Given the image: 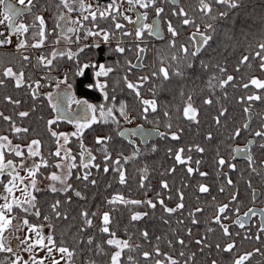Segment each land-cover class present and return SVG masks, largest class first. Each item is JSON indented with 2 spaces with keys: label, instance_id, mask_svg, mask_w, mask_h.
Here are the masks:
<instances>
[{
  "label": "snow or ice",
  "instance_id": "obj_1",
  "mask_svg": "<svg viewBox=\"0 0 264 264\" xmlns=\"http://www.w3.org/2000/svg\"><path fill=\"white\" fill-rule=\"evenodd\" d=\"M38 5L40 0H0V27L6 29L0 31V48L11 46L15 37V51L18 54L11 58L0 56V89H7L11 84L15 90H23L33 102L27 110H19L27 101L5 94L3 101L12 105L15 111L11 115L0 111V121L8 125L5 131L11 137L25 139L30 132L35 131L34 128L25 126V121L31 120L38 108H42L46 102L54 115L45 121V127L55 144L54 151L44 153V145L39 138L20 144L13 143L9 134H0V185L3 187V193H0V254H4L0 258V264H74V260L82 253L89 254L83 264H98L96 257L102 258L101 264H195L197 253L189 250L193 241V227L189 225L197 226L202 222L207 225L206 232L199 239H194L200 253L214 247L217 252L232 254L231 264H247L254 255L264 256L261 247L240 255L234 252L238 251L236 237H240L241 241H261V234H264V208L250 207L240 215V207H231L238 204L239 191L231 176L224 171L225 168L236 171L237 165L232 161L242 156L251 172L262 176L254 166L256 160L253 146L264 149V116H261V123L256 130L253 131L251 126L256 115L253 112L254 104L264 102V35L254 45L249 44L248 53L241 55L234 66V71L241 73V68L252 69L255 62L260 76L233 75L226 62L211 63L202 58V53L211 48L210 42L214 41L217 33L214 22L228 18L233 9L241 7V0H197L195 7L185 6L181 0H107L103 4L100 0H57L51 28L45 16L40 14L41 8ZM220 6L224 10L221 11ZM43 11H47V8H43ZM150 13L154 17L148 22ZM25 14L31 16L30 21L25 22ZM129 25L133 27L130 28ZM186 30L188 35L184 36ZM165 32L170 36L165 45L169 54L157 49L156 61L150 66L146 65L144 61L149 52V38L163 40ZM49 37L54 38L49 40ZM90 38L92 42L87 43ZM126 40L131 43H126ZM112 41H116L114 46ZM101 44L108 45L111 52L124 57V73L113 83L116 86L123 84V89L135 98L140 118L154 123L155 128L145 132L143 125H138L136 129L120 130L121 120L131 124L135 119L134 109L129 107L127 101H120L117 105V87H109L110 81L107 78L121 67L120 61L117 60L113 66L95 63L88 58L86 50L99 49ZM30 49L45 51L33 56L28 54ZM126 53H132L135 62ZM85 58L87 62H84ZM64 60L72 62L71 75L67 71L59 76L52 75ZM197 68L205 72L211 70L206 81L208 95L197 105L192 94L185 96L181 91L183 107L177 109V112L181 113L182 118L200 126L202 107L216 108L217 114L212 117L216 131L220 133V129L226 130L230 112L221 100H228L229 89H232L242 93L233 99L241 106L245 122L234 127L227 139L235 141L241 137L242 132L253 135V139L248 140L244 147L232 148L228 159L220 154L219 148L216 149V175H223L225 181L218 190L225 193L228 188L233 189L229 193L228 203L215 204L216 197L211 196L215 204L214 213L203 220L200 214L205 212V208L199 206L200 196L195 197L197 206L186 208L183 188L189 186L187 183L175 189L177 202L174 207H169L165 201L173 199V187H170L167 179H161L160 191L151 198L130 199L117 192L105 200L107 210L101 211L97 207L93 211L86 204L79 205V222L72 225V221L77 219L72 216L70 220L69 206L73 204L74 198L85 202L88 200L84 192L74 186V172L75 181H79L84 189L89 185H97L93 170L99 172L101 169L105 174L111 171L118 176L120 185H126L128 175L125 165L144 155L145 148L151 153L158 151L155 143L148 146V136L155 134L163 140L181 141L184 128L179 123H174L173 115L158 102V96L165 82L173 77L183 79L188 70L194 73ZM89 69L94 72L93 80L87 87L100 92L103 103L94 104L76 94L73 82L75 77H84ZM134 70H141L143 74L130 79ZM34 71L40 73L39 78H34ZM44 89L51 90L45 92ZM145 93L151 98H146ZM161 112L166 121L163 131L159 127ZM150 115L153 120H149ZM37 118L44 120L43 116ZM61 122L72 125L74 130L58 131ZM96 124L115 125L120 137L142 135L144 147L129 139L131 153L124 155L120 151L114 158V150H110L113 137L97 136L95 143L99 148L96 151L100 154L101 161L97 162L93 149L84 143L85 132ZM256 138H259V142ZM73 139L78 145L76 154L69 147ZM213 139L214 133L208 131L205 140L210 142ZM205 151L206 148L199 143L168 147L167 155L174 160V164L160 175L171 176L177 172L178 166H183L189 179L195 176L207 178L209 173L201 170L203 159H194L192 155L194 152L204 154ZM9 155L19 158V161L7 158ZM42 168L55 171H50L45 177L41 172ZM21 171L25 175H21ZM139 171V188L144 190L147 197L148 192L152 191L151 173L147 165ZM38 175L49 181L46 188L38 186ZM111 186L110 183L107 185L109 188ZM195 187L200 194H211L212 189L207 183L198 181ZM248 188L251 189L253 204L264 197V193L253 187L251 180L248 181ZM45 191L59 194L63 198L54 196L48 203V210L42 213L37 194ZM17 192L20 193L19 196L16 195ZM118 206L130 213L128 223L133 227L146 217L151 218L150 214L159 206L162 213L167 214L168 219L163 215L160 217L165 224H170L172 218H175L176 228L171 229L172 238L169 239L167 235L153 237L148 229H138L139 237L149 245L144 248L133 240L136 233L130 234L127 227L124 228L127 238L119 236V225L114 215L120 211ZM136 208L147 210H133ZM230 213L235 215V219L226 223L225 221L230 220ZM257 216L260 218L259 227L254 235H250V228L246 226L250 218ZM97 219L99 224L95 223ZM61 221H67L75 228L70 240ZM233 226L245 231L234 232L231 230ZM217 230L222 234L223 243H213L209 239V234ZM161 243L167 246L168 251L161 248ZM41 252L44 253L43 256L40 255ZM211 264H218V260L212 259Z\"/></svg>",
  "mask_w": 264,
  "mask_h": 264
},
{
  "label": "trees",
  "instance_id": "obj_2",
  "mask_svg": "<svg viewBox=\"0 0 264 264\" xmlns=\"http://www.w3.org/2000/svg\"><path fill=\"white\" fill-rule=\"evenodd\" d=\"M56 2L57 0H40V5H38V7L41 8L40 14H43L46 20L48 21L49 28L53 27V18L56 15V8H55ZM106 2L107 0H100V3L102 4ZM181 2L185 6L190 5L192 7H195L197 0H181ZM43 8H47V11H43ZM220 10L221 11L224 10L223 6H220ZM153 17L154 14L150 13L148 22H150ZM24 20L25 22L30 21L31 16L25 14ZM214 23L216 24L217 27V33L214 37V41L210 42L211 48L206 49L205 52L202 53V58L205 61H210L211 63H216L218 61L221 63L226 62L229 72L233 75L239 76L240 74H244L246 76L248 75L260 76L261 75L260 70L255 62H253L252 69L241 68V73H236L234 71V66L238 62V59L241 55H245L248 53L249 44L254 45L256 40H259L260 37L264 35V0H241V7L239 9H233L229 13L228 18L215 21ZM183 35L187 36L188 31L186 30L183 33ZM164 36L165 39L163 40L157 39L155 37L149 38L148 40L149 52L144 61L146 65L150 66L156 61L157 49L164 50L166 54H169L167 53L165 45H166V40L170 39V36L166 32ZM53 38L54 37H49V40ZM115 43L116 41H112V46H114ZM126 43L130 44L131 41L126 40ZM74 47L75 46H73V48ZM39 51L41 53V51H45V49H39ZM86 51L89 54L88 58H90L95 63H103L106 65L115 66L116 61L117 60L120 61L121 67L117 68L116 71L110 74V76L107 78L110 81L109 84L110 88L116 86L114 85L113 81L119 79V77L122 76L124 73V66H123L124 57L111 52L109 46L104 44H101V47L99 49H88ZM28 54L37 56L34 54V51L32 49L29 50ZM15 55L18 54L16 53L14 48L0 50V56L2 57L11 58ZM126 55L129 59H132L133 62H135V57L133 56L132 53H126ZM84 62H87V58H85ZM71 70H72V62L64 60L60 62L57 71H54L52 75L59 76L65 71L69 72V74L71 75ZM93 72L94 70L89 69L87 70L86 75L84 77H75L73 81L74 88L77 96H80L81 98H87L91 103L100 104L104 102L102 98V94L96 90H90L87 87L88 84H90L93 80ZM139 74H143L141 70H134L133 75L130 76L129 78L134 79V77ZM210 74H211V70L205 72L202 69L197 68L194 73L192 70H188L183 79L179 77H173L170 81L165 82L164 88L161 89L159 92L158 102L162 103L166 107V109L170 112V114L173 115L174 123H175L174 119L176 118V116L182 118L180 112L178 113L175 112L176 109L178 108L182 109L183 107V101L180 97V92L183 91L185 93V96H187L188 94H192L193 92L191 91L190 88L192 82L191 78L208 77ZM33 75L34 78H39L40 73L34 71ZM116 87H117V92H116L117 105L119 104L120 101H127L129 107L134 109L133 116L135 117V119L133 120L134 122L132 123L148 125L150 127L155 128L156 125L154 123H148L147 121H144L143 119L140 118V116L138 115L139 106L135 102V98L129 95L126 89H123V84L121 83L119 86ZM50 90L51 89H45L44 91L46 92ZM231 91L234 90L229 89V93ZM5 94H11L15 97H19L27 101L21 106L19 110H27L33 103L24 94L23 90H15L12 88L11 84H9V87L7 89H0V111H4L5 114L7 115L13 114L15 110L12 105H8L6 102L3 101L2 98ZM145 96L146 98H151L150 96L147 95V93H145ZM52 115L54 114L47 107L46 102H44V106L42 108H38L37 113L33 115L32 119L25 121V126H29L30 129L32 128L35 129L34 132H30V135L28 137H26L25 139H16L14 137H11L10 133L5 131L8 125L3 121H0V134H9L10 138L13 139V143H20V144H25L30 139L39 138L41 139L42 144L44 145V147H42V152L47 153L50 151H54L55 144L53 142V138L50 137L45 127V121L47 119H50ZM39 116H43L44 120H39L37 118ZM159 119H160V125H159L160 130L163 131L164 130L163 125L166 121L162 115V112L159 114ZM149 120H153L152 115L149 116ZM131 124L121 120V129ZM57 130L64 132H71L74 129L72 125L61 122ZM117 131L118 130L115 125L96 124L93 125L92 129H89L85 132L84 143L89 148L93 149V153L97 155L98 158L97 162H101L100 154L96 151V149L99 148V145H96L95 143V137L97 136L111 135L113 137V140L110 142V150H114L113 151L114 158L116 154H118V152L120 151H122L124 155H129L131 153L132 148L128 142L129 139L125 137H120L117 134ZM156 145L158 148L157 143ZM169 145H170V141L166 140V147H168ZM69 147H72L73 154H76L78 152V145L75 139H73ZM158 155H159L158 151L155 153H151V157L153 158H158ZM9 157H11V155H9L7 158ZM152 164L157 165L156 162H152ZM141 166L142 165L140 158L130 161L128 164L125 165L128 175V183L126 185H120L118 183V176L112 173L111 171L108 174H105L103 173L102 169L99 172L93 170L95 178L97 179V185L96 186L89 185L87 189H84L83 185L79 181H75V172H74L73 175L74 186L77 189L82 190L84 194L88 197V200L87 202H85V201H79L78 199L74 198L73 204L69 206L70 220L72 216H76L77 219L75 221H72V225L78 224L79 222V218H78L79 205L86 204V206L91 208L93 211H95L96 208L99 207L101 211H104L107 210V208L105 207V200L107 198H111V196L116 194L117 192L124 194L126 198H128L133 192L137 193L136 195L142 194L143 189L139 188V179L131 180L129 177V172L131 169L132 171H139L140 169H142L140 168ZM54 170L55 169L42 168L41 172L44 173V176H47L50 171H54ZM153 171L157 172L158 170L157 168L154 167ZM4 179L6 181L7 177H5ZM37 179H42V178L38 175ZM109 183L112 185L110 188L107 187ZM134 183H136V185H134ZM132 188H135L134 191H132ZM2 192H3V187L2 185H0V193ZM37 196L40 202L42 213L48 210L47 207L48 203L51 202L54 196L55 198H61V199L63 198L59 194H51L46 191L38 193ZM118 207H120V211L114 213V215L119 225L117 229V234L119 236L127 238L124 233V228L127 227L130 234L136 233L135 235H133V240L137 243H140L144 248H148L149 245L141 237H139L137 233L138 229L139 230L148 229L150 235H152L153 237L158 235H167L169 239L171 238V229L175 227L162 225L159 220L160 217L158 216V212L154 211L153 213H151L154 215L153 217L151 218L146 217L145 220L137 222L135 224V227H133L128 223V218L130 216V213L122 206H118ZM133 210L144 211V208H136ZM162 215L167 217V214L162 213ZM60 223L64 226L63 230L67 232V238L70 240L72 237V233L75 231V228L70 226L69 222L67 221H61ZM95 223L99 224V219H97ZM89 231H94V230H89ZM161 248L164 251H168L167 246L164 243H161ZM189 250L191 252L197 253V260L195 264H211L212 259H217L216 257L213 258L211 256V251L209 249H206L204 253H200L198 247H195L193 243H190ZM262 251H264V247H262ZM3 255L4 254H0V258H2ZM88 255L89 254L87 253H82L78 258L74 260V264H83V262L87 259ZM133 255L136 254L133 253ZM96 259L98 264H101L102 258L96 257ZM218 264H223V263L218 260ZM260 264H264V257L261 258Z\"/></svg>",
  "mask_w": 264,
  "mask_h": 264
},
{
  "label": "flooded vegetation",
  "instance_id": "obj_3",
  "mask_svg": "<svg viewBox=\"0 0 264 264\" xmlns=\"http://www.w3.org/2000/svg\"><path fill=\"white\" fill-rule=\"evenodd\" d=\"M208 77H192L191 80V91L193 92V98L197 105H200L201 99L208 95V90L206 88V81ZM240 94H242L240 91H231L229 93V99L228 100H221V103H223L226 107H228L230 116L227 118V129H220V133H223L221 135L220 133H217L216 127L212 121V117L217 114L216 108L203 106L201 111V124L200 126H196L195 124H191L188 121H185L184 119L177 117L174 119L175 123H179L181 127L184 128V135L180 142L176 141H170V145L168 147H178V146H187L189 144L199 143L202 146L206 148V151L204 154H198L193 153V158H202L204 163L201 165L202 171H207L209 173V176L207 178H201L199 176L192 177L189 179L185 172L183 171V166L177 167V172L174 173L171 176L165 175L161 176L160 173L164 172L165 169L169 168L174 164V160L170 159L167 155V148L166 147V140L160 139L159 136L156 137H148L147 144L150 147L151 144L157 143L158 144V158L151 157V152H149L145 148V154L139 157L141 159V167L143 168L145 165L148 166L149 172L151 173L150 180H151V188L152 191H149L147 194V197L144 195V190L142 191V194L136 195L137 193H132L128 198L130 199H146L151 198L155 195L157 191H160L159 184L161 179H167L170 183V187H173V199L172 200H166L165 202L168 204L169 207H174L175 203L177 202L175 197V189L181 188L183 183H187L189 186L187 188H183V191L185 192V203L186 208L190 209L192 207L197 206L195 197L200 196V207L205 208V212L203 214H200L201 218L203 220H207L210 218L214 213L215 204H223L228 203L230 196L229 193L233 191V189L228 188V190L225 193L219 192V186L224 184V176L221 175L217 177L216 175V166H215V158H216V149H220V154L223 155L226 159L230 158L231 149L234 147H244V145L247 143L248 140L253 139V135L249 132H242L241 137H238L235 141H231L227 139L228 133L232 131L234 127H239L242 123L245 122V116L243 114L242 108L240 105L236 104L233 97H238ZM217 95H219V91H217ZM80 97V96H78ZM81 98V97H80ZM219 107V106H217ZM180 109V108H178ZM177 112V109L176 111ZM253 112L255 115V118L252 122V129L253 131L256 130L261 123V116H264V102H256L254 104ZM178 113V112H177ZM134 122V121H133ZM136 125H142V124H131L127 125L126 127H134ZM145 127H150L148 125H144ZM208 131H212L214 133V139L213 141H206L205 135ZM127 139H133L137 144H139L142 147H144V140L139 137H127ZM160 139V140H158ZM259 142V138H256ZM253 156L256 160V164L254 165L257 168V171L262 173V176H257L255 173L251 172V169L248 166L247 161L242 156H238L235 160H233V163H236L237 170L231 171L227 168L224 169L225 172L228 173L229 176L234 181L236 189L239 191V197H238V204H234L231 207H240V215H242L245 211L248 210L250 207L255 208H264V197H261L257 200L255 204L252 203L251 198V189L248 188V181H252V185L254 188L258 190L260 193H264V149H260L258 146H253ZM10 159H14L13 156L9 157ZM138 158V159H139ZM16 161V160H15ZM152 162H156L157 165L152 164ZM133 167V166H132ZM131 167V168H132ZM157 168V172L153 171V169ZM130 168V169H131ZM55 171V170H54ZM140 171H132V169L129 172V177L131 180L139 179L140 178ZM207 183L212 191L211 194H200L196 191V183ZM136 185V183H134ZM135 188H132V191H134ZM135 194V195H134ZM211 196L216 197L215 204L211 200ZM147 210V209H144ZM158 212V216L161 217L162 210L159 208L154 210ZM230 220L225 221L226 223H231L233 219H235V215L233 213H230ZM151 217H153V214H150ZM165 219H168V217L164 216ZM148 218V217H147ZM259 217H252L250 218L249 224L246 226L247 228H250V235H254L257 232V229L259 227ZM160 223L162 225L167 226H173L176 228L175 224V218H172V221L170 224H165L163 220L159 219ZM187 223V221H185ZM190 227H193V243L195 247H198L194 243V239H199L201 235H203L206 232L207 225L205 223H201L197 226L189 225ZM212 227H217L216 225H211ZM232 231H240L244 232L245 229H239L237 226H233L231 229ZM172 238V237H171ZM170 238V239H171ZM187 242V237H185ZM209 239L213 243L215 242H221L223 243L222 234L217 230L215 233L209 234ZM237 239V246L238 251L234 250L236 252V255L243 254L247 251H253L257 247H264L262 244H264V234H261V241H255L254 239L251 241H241L240 237H236ZM211 251V256L213 258H217L219 261H221L223 264H231L232 262V254L230 253H223V252H217L215 248L209 249ZM264 256H261L259 254L254 255L247 264H260L261 258Z\"/></svg>",
  "mask_w": 264,
  "mask_h": 264
},
{
  "label": "rangeland",
  "instance_id": "obj_4",
  "mask_svg": "<svg viewBox=\"0 0 264 264\" xmlns=\"http://www.w3.org/2000/svg\"><path fill=\"white\" fill-rule=\"evenodd\" d=\"M14 2H15V0H14ZM150 22H151V21H150ZM13 158H14L13 160H16L17 162L19 161V158L14 157V156H13ZM20 174H21V175H25V173H24L23 171H21ZM45 177H46V176H45ZM38 181H39L38 186L41 187V188H46L47 185H48V183H49V181H48L47 179H44V178H42V179H38ZM16 195L19 196L20 193L17 192ZM1 202H2V201H1ZM45 231H47V230H45ZM21 235H22V234H21ZM40 255L43 256L44 253L41 252ZM25 258H27V256H25ZM57 258H59V257H57ZM46 264H50V262H46Z\"/></svg>",
  "mask_w": 264,
  "mask_h": 264
},
{
  "label": "built area",
  "instance_id": "obj_5",
  "mask_svg": "<svg viewBox=\"0 0 264 264\" xmlns=\"http://www.w3.org/2000/svg\"><path fill=\"white\" fill-rule=\"evenodd\" d=\"M129 27L130 28H132L133 26H131V25H129ZM0 31H6V29H4L3 27H0ZM92 41H91V38L87 41V43H91ZM15 44H16V39H15V37L13 38V42H12V45L11 46H9V47H4V48H0V50L1 49H11V48H14L15 49ZM74 46V45H73ZM33 51H34V54L35 55H40L39 53H40V51L38 50V49H32ZM69 67H71V66H69ZM45 90V89H44ZM43 90V91H44Z\"/></svg>",
  "mask_w": 264,
  "mask_h": 264
},
{
  "label": "water",
  "instance_id": "obj_6",
  "mask_svg": "<svg viewBox=\"0 0 264 264\" xmlns=\"http://www.w3.org/2000/svg\"><path fill=\"white\" fill-rule=\"evenodd\" d=\"M13 2H14V0H13ZM153 19V18H152ZM164 35H165V33H164ZM137 126L138 125H136V126H134V127H124L123 129H121V130H124V129H136L137 128ZM143 127H144V130H145V132H148L149 130H151V129H153V128H149V127H145L144 125H143ZM137 136H139V137H141L143 140H144V136H142V135H137ZM157 135H155V134H153V135H150V136H148V137H156ZM125 138H127V137H125Z\"/></svg>",
  "mask_w": 264,
  "mask_h": 264
},
{
  "label": "crops",
  "instance_id": "obj_7",
  "mask_svg": "<svg viewBox=\"0 0 264 264\" xmlns=\"http://www.w3.org/2000/svg\"><path fill=\"white\" fill-rule=\"evenodd\" d=\"M10 159V158H9ZM12 159V158H11ZM3 193V192H2ZM1 202V201H0Z\"/></svg>",
  "mask_w": 264,
  "mask_h": 264
},
{
  "label": "bare ground",
  "instance_id": "obj_8",
  "mask_svg": "<svg viewBox=\"0 0 264 264\" xmlns=\"http://www.w3.org/2000/svg\"><path fill=\"white\" fill-rule=\"evenodd\" d=\"M67 66V65H66ZM67 68V67H66Z\"/></svg>",
  "mask_w": 264,
  "mask_h": 264
}]
</instances>
